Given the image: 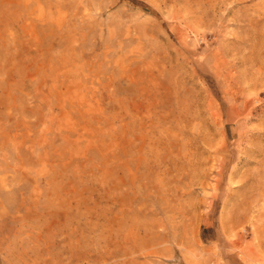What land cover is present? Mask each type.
I'll return each instance as SVG.
<instances>
[{"label": "rangeland", "instance_id": "374dc122", "mask_svg": "<svg viewBox=\"0 0 264 264\" xmlns=\"http://www.w3.org/2000/svg\"><path fill=\"white\" fill-rule=\"evenodd\" d=\"M0 264H264V0H0Z\"/></svg>", "mask_w": 264, "mask_h": 264}]
</instances>
